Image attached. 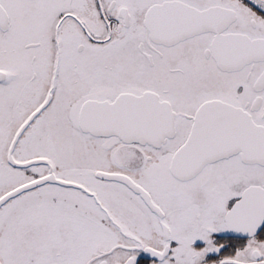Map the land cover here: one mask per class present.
<instances>
[{
    "label": "snow or ice",
    "instance_id": "6c2138e0",
    "mask_svg": "<svg viewBox=\"0 0 264 264\" xmlns=\"http://www.w3.org/2000/svg\"><path fill=\"white\" fill-rule=\"evenodd\" d=\"M0 264H264V0H0Z\"/></svg>",
    "mask_w": 264,
    "mask_h": 264
}]
</instances>
